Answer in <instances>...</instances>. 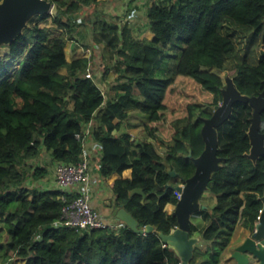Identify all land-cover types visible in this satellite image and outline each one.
Segmentation results:
<instances>
[{"label": "trees", "instance_id": "1", "mask_svg": "<svg viewBox=\"0 0 264 264\" xmlns=\"http://www.w3.org/2000/svg\"><path fill=\"white\" fill-rule=\"evenodd\" d=\"M50 1L52 12L32 18L18 38L3 45L7 51L0 57V264H180L158 232L169 233L177 225L165 206L175 205L174 186L194 173L192 157L204 148L203 118L222 99L224 80L202 68H230L243 94L264 91V0H152L145 12L152 38L136 35L128 23L101 19L99 29L117 44L111 47L114 63L100 81L92 58L69 61L65 46L80 33L77 15L101 0ZM48 19L50 25H41ZM239 33L252 34L243 55L235 46ZM111 70L113 93H105L99 84ZM200 104L208 107L193 120ZM132 108L144 115L145 138L118 133ZM251 116V105L238 102L217 127L223 160L208 184L216 203L193 214L203 223L190 225L191 235L198 232L209 246L196 247L189 264H218L237 225L253 231L258 220L264 156L253 161L245 155ZM261 117L264 131V111ZM88 128L108 206L122 205L139 227L151 224L155 232L141 234L124 222L117 229L81 231L58 225L62 197L77 194L57 184L44 186L49 170L40 164L41 156L47 153L54 166L76 163ZM126 169L129 177L107 182ZM135 188L146 194L144 201L139 193L131 194Z\"/></svg>", "mask_w": 264, "mask_h": 264}, {"label": "water", "instance_id": "2", "mask_svg": "<svg viewBox=\"0 0 264 264\" xmlns=\"http://www.w3.org/2000/svg\"><path fill=\"white\" fill-rule=\"evenodd\" d=\"M53 7L50 0H0V46L13 42L29 27V21L33 17L51 13ZM221 94L222 99L212 107L211 115L203 118L201 135L204 148L198 156L192 157L194 173L186 179L181 178L182 182L174 186V190L180 194L171 212L176 216L177 225L169 233L158 232L163 243L175 251L180 264H189L193 257L198 237L191 235L192 216L200 209L208 208L200 199L208 190L212 174L221 167L223 160V157L218 155L217 127L229 119L235 103H248L252 107L251 123L247 131L250 149L245 155L253 161L259 156H264V132L261 131L264 91L252 96L243 94L236 88L233 78L226 76ZM188 156H192L191 150ZM167 171L174 177L178 174L170 167H167ZM134 193H139L142 200H145L146 194L141 188L133 189L131 194ZM261 201L262 209L253 231L230 255L234 264H251L252 257L257 260L256 264H264V189ZM112 216L123 221L135 232L141 234L155 232V227L151 224L139 227L137 219L122 205L112 211Z\"/></svg>", "mask_w": 264, "mask_h": 264}, {"label": "rangeland", "instance_id": "3", "mask_svg": "<svg viewBox=\"0 0 264 264\" xmlns=\"http://www.w3.org/2000/svg\"><path fill=\"white\" fill-rule=\"evenodd\" d=\"M119 2H121V0H119ZM124 2H126L127 4L129 3V7H127L128 9L126 11L134 19L130 25L133 28V30L140 28V27H144V25H146V19H145L146 8L149 5V3L151 2V0H124ZM95 7H97V5ZM89 8H93V7H89ZM124 15L125 14L123 13V16ZM87 16H89L90 21H83ZM96 16L97 17H92L90 12L86 9L81 11V15H77V21L80 24V26H79L80 33L75 34L77 36H75V39H74L75 45L73 47H69L70 40H69V42H67L68 44L65 47V51H66L67 58H69V59L75 58V56H76L75 53L77 52V50L80 52L79 55L81 54V52L85 55L86 54L90 55L89 57L92 58V62H93L92 63L93 73L95 74L96 78L99 79V78H102V75L104 74L105 68L108 66L111 67L112 64L114 63L115 56H114V53H113L111 47H113V44H117V40L115 38H113L112 36H110L111 34L103 32L99 29L98 21L101 20V18L103 20L108 21V18L107 17H100V15H96ZM35 17H37V16H35ZM35 17H33V18H35ZM118 18H120V17L117 16L116 20H118ZM94 21H96V22H94ZM119 21L121 22L120 19H119ZM44 24L50 25L51 21L48 19L44 22H41V25H44ZM121 24H123V23H121ZM244 36H247V38L245 39ZM235 37H236L235 46L237 45L236 48L242 54L244 51L242 46L244 45V49L247 48V43L248 44L250 43V40L252 39V34L248 33L247 35H245V34L239 33V35H237ZM245 43H246V48H245ZM84 45H86L89 48L84 47ZM81 48H83V49H81ZM256 49H257V47H256ZM256 49H255V51H256ZM6 51H7V48L5 46H3V45L0 46V57ZM256 52L254 54H257ZM230 57H232V54H230ZM233 59H235V58H233ZM233 59L229 60L228 63L230 65L234 64ZM169 62L172 63V60H169ZM167 66L169 68L170 63ZM228 66H226V68H228ZM202 69L210 70V71L217 73L218 75H220L222 77L223 80H225L226 76H231V74H232V70H230V68L225 69V70H221L218 68L203 67ZM60 71H62L64 73L66 71V69L63 68ZM88 75H90L89 71H88ZM115 78H116V74L113 71L108 72L106 74V77L103 80V84L102 83L99 84L105 93H108V91H112L111 85L115 84V81H114ZM99 81H100V79H99ZM200 105L201 106L199 107V110L195 113V117L193 118V120H196V117H197L200 109H202L203 107H205V108L208 107L204 104H200ZM207 109H212V107L211 108L208 107ZM128 113L130 114L129 120L124 122V125L118 131V133L129 132V133H131L132 139H134V140L145 138L146 135L143 132L144 115L139 113V110L134 109V108L128 109ZM90 129H92V127H90ZM96 146H97L96 143L93 141V139L89 138V135H88V137L84 141V148L91 151V155L93 156L94 154H96V148H95ZM158 149L160 152L163 151V148H161L159 146H158ZM89 155H88V157L91 156V155L90 156ZM89 161H90V158H89ZM40 164L47 166V168L49 170V175H48L47 181L44 183H48V184L50 183L49 185H55V182H54L55 180H54V176H53L54 165L51 163L50 157L47 153L44 152L42 154ZM216 198H217V196L215 194H213L210 190H206L203 193V195L201 196L200 202L202 204L207 205L208 207H213L216 203ZM165 209L168 210V212H171L174 210V205L170 204V203L168 205L166 204ZM107 210H108L107 206L103 205L101 208V211L103 212V214H108ZM192 220L195 223H198V222L203 223V221H201L202 219L200 217H194ZM239 227L243 228V226L240 224H239ZM243 229H245V228H243ZM245 230H247V229H245ZM246 232H248V231H246ZM197 234L199 235L198 232L193 233V235H197ZM244 235H245L244 231L241 232V231L237 230L236 235L232 238V240H230L231 245H230L229 249L233 251L237 242H239V240H241ZM205 242H207V241H205ZM19 264H23V263L20 262Z\"/></svg>", "mask_w": 264, "mask_h": 264}, {"label": "built area", "instance_id": "4", "mask_svg": "<svg viewBox=\"0 0 264 264\" xmlns=\"http://www.w3.org/2000/svg\"><path fill=\"white\" fill-rule=\"evenodd\" d=\"M88 131L89 128L84 132L83 141L86 140ZM76 136L78 138L80 134H76ZM90 171V161L85 148L82 158L76 163L59 162L55 164L53 172L55 184L63 190L77 194L70 200L62 197L65 203L58 225L69 226L80 231L121 227L124 224L123 221L111 222L93 206ZM175 192L179 199L180 194L177 191ZM164 245L166 244L164 243Z\"/></svg>", "mask_w": 264, "mask_h": 264}, {"label": "crops", "instance_id": "5", "mask_svg": "<svg viewBox=\"0 0 264 264\" xmlns=\"http://www.w3.org/2000/svg\"><path fill=\"white\" fill-rule=\"evenodd\" d=\"M126 2H124V0H121V2H119V0H101V2L97 5V7H93L92 6L93 8H87L86 10H88L90 12V14H91L92 17H97L96 15H100V17H107L108 18V21L107 22H110V23L113 22V21H119V19H120L121 22L119 21V23H123V24L124 23H128V25H131V22L134 19L126 11L128 9L127 7H129V3L127 4ZM151 2H152V0H151ZM123 13L125 14L124 16H123ZM117 16L120 17V18H118V20H116L117 19ZM94 22H96V21H94ZM134 32H135L136 35L140 36L141 38L142 37H148V38H152L153 37V33L150 32L149 30H147V28H145V25H144V27H140V28L134 29ZM74 45H75V40H70L69 47H73ZM84 47H87V46L84 45ZM87 48H89V47H87ZM81 49H83V48H81ZM79 53L80 52L77 50V52L75 53L76 54L75 58L76 57H81V56H87V57L90 56V55H87V54L85 55L82 52L79 55ZM66 58H67V55H66ZM67 60L70 61L72 59L67 58ZM61 69H63V68H61ZM109 72H112V70L109 71ZM101 83L103 84V82H101ZM109 93H113V92L112 91H109ZM95 148L97 149V146ZM86 151H87V155H89V154L91 155V151H89L88 149H86ZM89 158H90V170H91L90 171V175H91L92 204L102 214H103V212L101 211V208H102L103 205H106L107 208H108V210H107L108 211V214H103V215L106 218H108L109 221H111V222H117L118 220L112 216V211L114 209H116L117 207L114 208L112 206H108L111 203L110 202V196L109 195L106 196L103 193L105 191V188H106V186H105L106 181L101 178V176L99 175L98 170H97L98 160H99V154H98V152H96V154H94L93 156L91 155ZM130 174H131V170L130 169L124 170L121 174L113 173L109 178H107V182L113 181L114 179L119 178V177H129ZM43 184H44V186H51V185H49L50 183L49 184L48 183H43ZM171 212H169V213H171ZM237 230L238 231H241V232L244 231L245 232V235L243 236V238L241 240H239V242H237V244L235 245V247L238 244H240L251 233V231L245 230V229L239 227V225H237V228L235 229V232H234L232 238L236 235V231ZM246 231H248V232H246ZM193 236L198 237V242L196 244V247H199L200 249L205 250L209 246V243L208 242H205L201 238L200 234L199 235L198 234L197 235H193ZM232 238H231V240H232ZM230 245H231V242L229 243V245L227 246V248L223 252V255L221 257V260H220V262L218 264H234V261H232L230 259V256H229V255H231L230 253H232L231 252L232 250L229 249ZM21 263L24 264V262H21ZM256 263H257V260L254 257H252L251 258V264H256Z\"/></svg>", "mask_w": 264, "mask_h": 264}, {"label": "flooded vegetation", "instance_id": "6", "mask_svg": "<svg viewBox=\"0 0 264 264\" xmlns=\"http://www.w3.org/2000/svg\"><path fill=\"white\" fill-rule=\"evenodd\" d=\"M256 51H257V52H256V53H257V54H256V55H257L256 58L258 59V57L260 56V50H259V49H256ZM212 107H213V106H212ZM261 131H263V130H261ZM263 132H264V131H263Z\"/></svg>", "mask_w": 264, "mask_h": 264}]
</instances>
